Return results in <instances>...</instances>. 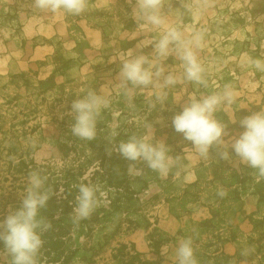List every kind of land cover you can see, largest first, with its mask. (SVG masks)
<instances>
[{
	"label": "rangeland",
	"instance_id": "1",
	"mask_svg": "<svg viewBox=\"0 0 264 264\" xmlns=\"http://www.w3.org/2000/svg\"><path fill=\"white\" fill-rule=\"evenodd\" d=\"M134 4L88 0L84 13L66 16L40 12L32 0H0V221L20 206L35 171L47 177L44 188L53 191L39 214L53 222L47 235L57 233L62 214L67 219L68 264H139L137 256L129 263L112 258L120 244L152 263L176 264L175 250L186 238L194 251L211 252L202 257L206 264H264L254 251L264 253V179L257 182L255 170L239 164L231 149L230 160L215 148L209 158L199 157L172 126L189 96L222 92L225 86L236 100L215 115L230 135L242 131L239 119L264 109V73L248 64L249 58L264 61V0H166L168 24L186 37L204 32L198 58L207 87L169 86L163 89L164 103L156 98L159 82L132 89L131 102L119 85L120 60L144 38L131 15ZM161 31L149 35L158 38ZM137 51L148 54L152 47ZM165 64L182 76L180 61L169 57ZM89 92L111 100L91 141L71 134L70 114L72 101ZM233 115L236 123L229 120ZM145 123L152 125V142H164L177 161L166 178L113 150L131 136H144ZM133 163L142 170L139 175L129 171ZM119 179L125 181L121 190ZM81 183L98 185L107 202L101 198L88 219L75 222ZM220 235L228 242L218 244ZM39 257L44 264L43 254ZM0 264H10L2 240Z\"/></svg>",
	"mask_w": 264,
	"mask_h": 264
},
{
	"label": "clouds",
	"instance_id": "2",
	"mask_svg": "<svg viewBox=\"0 0 264 264\" xmlns=\"http://www.w3.org/2000/svg\"><path fill=\"white\" fill-rule=\"evenodd\" d=\"M165 3L166 0H135L132 7L131 15L141 27L144 38L136 44L135 49L128 51L127 58L120 60L119 85L130 102L132 89L147 88L157 82L161 92L156 94V98L163 100V103L166 101L163 89L169 86L189 82L207 87L206 69L198 58L204 32L194 31L190 37H186L178 26L168 24ZM32 5L36 10L47 14L62 12L66 16H79L87 10L88 0H32ZM161 29L158 38L149 35ZM148 46L152 47L151 53L137 51ZM169 57L180 61L182 76H176L169 70L165 64ZM248 64L255 71L264 73V61L261 59L249 58ZM235 100L236 95L229 86H225L224 90L218 93L191 95L182 110L173 115L172 126L176 132L183 134L184 139L191 142L198 156L203 159L209 158L210 149L215 148L221 159L230 160L231 149L238 157L239 164H245L255 170L259 182L264 179V109L239 119L242 131L238 135H230L227 125L217 119L215 114L222 105H231ZM110 104L108 96L95 92L74 99L70 109L74 119L71 134L81 140H94L97 135V120L102 110L109 108ZM229 120L232 123L237 122L235 115ZM152 141V125L145 123L144 136H131L115 144L113 150L129 161L143 162L149 169L166 178L177 161L169 155L164 142ZM135 165L130 164L129 171L139 175L142 170ZM91 175L92 171L89 170L85 180ZM46 179L47 177L39 172L30 173L26 194L21 198L20 206L9 211L4 220L0 221V240L3 241L10 257V264H38L40 250L44 244L42 234L51 228V223L39 215L53 195V191L44 188ZM63 191V188L59 189L60 193ZM218 195L223 197L226 193L220 191ZM106 196L98 185L81 183L78 186L74 208L75 222L88 219L100 205L101 198L107 202ZM175 256L176 264H198L191 238L179 242Z\"/></svg>",
	"mask_w": 264,
	"mask_h": 264
},
{
	"label": "trees",
	"instance_id": "3",
	"mask_svg": "<svg viewBox=\"0 0 264 264\" xmlns=\"http://www.w3.org/2000/svg\"><path fill=\"white\" fill-rule=\"evenodd\" d=\"M122 176H124V173H122ZM121 178H123V177H121ZM123 181H124V179L116 180L117 184H119L117 186V188L119 190L123 189V187L120 186V185H122ZM115 193L120 194L117 191ZM68 197H69V195H68ZM111 203H113V202L111 201ZM109 206L111 208H115V206L113 204H110ZM44 211H46V210H44ZM43 214L40 217L43 218L45 221L50 222L52 224L53 223L52 220L48 219V216L43 215ZM64 216L65 215L62 214V217L57 220L58 222H56V224H58V230L56 231L57 232L56 234H54L52 236H48L47 232H49V230H51V229H49L48 231H46L42 234V239L44 241V244H43V247L41 248L42 252H40V254H43V257L45 258L44 264H55V262H57V261H59L57 264H68V262L66 261V259L68 258V255H67V250H68L67 247L68 246L65 244V241H63V239H65L64 238L65 235L63 233L67 232L68 224H67V219ZM221 237H222L221 235L218 237V240H217L218 244L219 243L224 244V242H228V240L226 241V240H224V238L222 239ZM125 248L126 247L124 244H120V246L118 248H114L117 251V254H112V258L115 260H118L117 261L118 263L119 262L120 263H129L130 258L136 259V256H137L138 259H136V261H138L139 264H155V263L150 262L149 260L141 259L139 257V255H140L139 252L135 251L134 252L135 255H132V254H130V250H126ZM221 248L223 249V247H221ZM240 250L245 251L244 248H240ZM216 251H213L212 253H214ZM254 251H255V254H258L260 256V258L258 257V262L263 261L264 260V253L261 254L259 252L260 251L259 248H256ZM240 252L238 253V256H239ZM248 252H251V250L248 249ZM92 253H96V251L92 252ZM92 253H91V256H95V254L93 255ZM208 253H211V252L206 250L205 253L204 252L200 253V251H198V249H196V251H194V254H195V257L197 259L198 264H206L207 263L206 261L205 262L202 261V257H208L209 256ZM220 254L224 255V251L223 250L220 251ZM245 258H246L245 256H240L238 258V260L239 259H245ZM38 261L42 262L43 260H42V258L39 257Z\"/></svg>",
	"mask_w": 264,
	"mask_h": 264
}]
</instances>
